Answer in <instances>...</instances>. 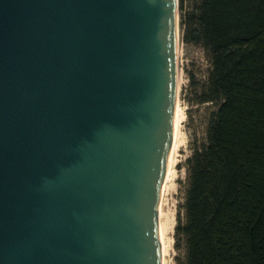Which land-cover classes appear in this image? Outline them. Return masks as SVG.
<instances>
[{"label": "water", "instance_id": "95a60500", "mask_svg": "<svg viewBox=\"0 0 264 264\" xmlns=\"http://www.w3.org/2000/svg\"><path fill=\"white\" fill-rule=\"evenodd\" d=\"M178 0H0V264H162Z\"/></svg>", "mask_w": 264, "mask_h": 264}, {"label": "trees", "instance_id": "16d2710c", "mask_svg": "<svg viewBox=\"0 0 264 264\" xmlns=\"http://www.w3.org/2000/svg\"><path fill=\"white\" fill-rule=\"evenodd\" d=\"M182 24L209 56L200 101L216 108L188 158L179 264H264V0H197Z\"/></svg>", "mask_w": 264, "mask_h": 264}, {"label": "rangeland", "instance_id": "374dc122", "mask_svg": "<svg viewBox=\"0 0 264 264\" xmlns=\"http://www.w3.org/2000/svg\"><path fill=\"white\" fill-rule=\"evenodd\" d=\"M196 2L197 0H178V119L170 169L172 178L167 183V186H172V190L163 194L159 218L165 244L164 264H179L184 256L183 244L176 241L174 227L177 215H183L188 158L194 147L204 141L211 112L216 108L211 101H200V93L210 69L209 56L200 43L184 39L185 26L182 22Z\"/></svg>", "mask_w": 264, "mask_h": 264}, {"label": "bare ground", "instance_id": "6f19581e", "mask_svg": "<svg viewBox=\"0 0 264 264\" xmlns=\"http://www.w3.org/2000/svg\"><path fill=\"white\" fill-rule=\"evenodd\" d=\"M177 119L178 118H177V102H176L174 125H173V135H172V143H171V150H170V155H169V160H168V163H167V168H166L165 176H164V179H163V182H162V186H161L160 202H159V218H160V215H161V203H162L163 194L170 193L171 190H172V188H171L172 186L171 185L167 186V183L170 182L171 181V178H172L170 176V172H171L170 169H171L172 155H173V149H174V136H175V132H176ZM166 216H167V214H166ZM161 217H163V216H161ZM164 217H165V215H164ZM165 220H166V218H165ZM162 230L163 229H161V223H159V234H160V241H161L162 264H164L165 244H164L163 239H162V236H163Z\"/></svg>", "mask_w": 264, "mask_h": 264}]
</instances>
